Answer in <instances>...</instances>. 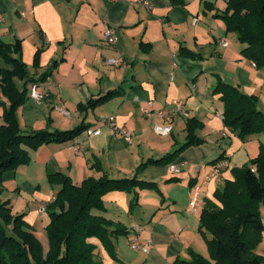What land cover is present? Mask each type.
<instances>
[{"label":"crops","instance_id":"0c3cea01","mask_svg":"<svg viewBox=\"0 0 264 264\" xmlns=\"http://www.w3.org/2000/svg\"><path fill=\"white\" fill-rule=\"evenodd\" d=\"M225 7L226 0H0V41L20 42L28 76L48 93L35 101L29 97L32 82L14 79L28 95L17 110L21 128L69 130L83 123L99 129L98 134L83 130L70 140L45 143L30 151L29 162L14 169L20 176L18 187L33 185L41 199L27 223L35 224L39 215L47 217L39 206L58 189L48 173L61 172L75 184L103 174L136 176L163 190H136L134 206L133 192L104 195L105 209L96 213L121 232L111 236L114 256L98 244L101 264H173L189 260L190 250L204 253L202 208L207 200L215 202L214 191L264 143V132L241 135L225 126L220 93L213 92L216 83L224 81L254 96L264 112V67L242 53L245 45L215 16ZM107 28L116 37L114 44L104 39ZM1 69H12L2 56ZM109 92L114 93L88 104ZM0 101L8 103L1 89ZM147 101L153 109L170 108L177 101L189 116L175 115L170 134L158 135L153 125L162 119L141 111ZM1 114L0 106V125ZM106 115H114L116 123L131 132V143L101 121ZM188 119L197 122L195 134L203 142L184 148L171 162L147 164L137 172L141 163L160 159L186 141ZM78 142L82 149L74 152L70 146ZM171 163L180 166L179 173L171 172ZM196 187L203 194L193 213L189 199ZM134 235L147 246L146 252L131 246Z\"/></svg>","mask_w":264,"mask_h":264},{"label":"trees","instance_id":"16d2710c","mask_svg":"<svg viewBox=\"0 0 264 264\" xmlns=\"http://www.w3.org/2000/svg\"><path fill=\"white\" fill-rule=\"evenodd\" d=\"M215 16L223 20L226 32H233L245 45L242 53L257 67H264V0H226L224 10ZM20 50L19 41L13 44L0 41V56L12 65V69L0 70L1 94L8 102L0 101V264H101L97 257L98 244L114 256L111 236L121 232L111 228L109 219L96 213L105 209L104 195L114 190L133 192L130 205L134 206L138 198L136 189L156 184L136 176L111 178L106 174L97 178L89 176L75 184L61 172L48 173L49 182L58 189L46 204L49 248L44 255L38 238L22 215H13L8 201L1 199L2 176L29 162L30 151L45 143L70 140L88 125L82 123L69 130L21 128L17 110L28 95L27 89L20 90L14 79H25V83L32 80ZM213 92L220 93L225 126L238 130L241 135L264 132V112L257 108L254 96L221 80ZM113 93H106L88 104L94 105ZM185 129L186 141L179 148L160 159L141 163L137 172L147 164L171 162L184 148L203 142L195 134L197 122L194 119L187 120ZM213 196L215 202L207 200L199 218V232L211 257L190 250L189 260L176 259L173 264H263L264 256L256 252V247L264 229V143L260 144L255 157L232 170V178L225 179Z\"/></svg>","mask_w":264,"mask_h":264},{"label":"built area","instance_id":"2783aa9c","mask_svg":"<svg viewBox=\"0 0 264 264\" xmlns=\"http://www.w3.org/2000/svg\"><path fill=\"white\" fill-rule=\"evenodd\" d=\"M142 2L147 8L150 7V5L146 1H142ZM195 20L196 19H194V21ZM103 35H104V39L106 40L107 43H109V44L115 43L116 37H115L112 29L107 28L104 31ZM222 45L225 46L226 42L222 41ZM109 61L115 65H117L119 63L118 60H114V59H110ZM47 95H48V93H47L46 88L39 89L37 83L30 84L29 97L31 99H33L35 101H42L47 97ZM151 105H152V101H147L146 105L141 108V111L145 116H154V117H159L160 119H162L161 123H155L153 125L154 132L158 135H161V136H167L170 134V132L172 130L171 119L175 115L180 114V115L185 116V117L189 116L188 111L183 107V105H181L177 101H174V106H172L170 108L153 109L151 107ZM58 109L60 111H62L64 114H68L67 111H65L61 108H58ZM101 121L107 123L115 132L120 133L128 143L132 142L131 132L125 128L120 127L116 123V119H115L114 115L102 116ZM85 133L87 135L98 134L99 129L88 127L87 129H85ZM82 144H83L82 142H78V143L71 145L70 148L74 152L80 151L82 149ZM169 169L173 173H179L180 172V166L176 163L169 164ZM216 171L218 172V170H216ZM202 194L203 193H201V191H199L198 188L196 187L193 195L189 199V210H190V212L194 213L197 211V207H198L199 203L201 202ZM39 213L41 215H46V205L41 204L39 206ZM130 244L136 250H139L142 252H146L148 250L147 246L139 240L137 235H134L131 238Z\"/></svg>","mask_w":264,"mask_h":264},{"label":"rangeland","instance_id":"374dc122","mask_svg":"<svg viewBox=\"0 0 264 264\" xmlns=\"http://www.w3.org/2000/svg\"><path fill=\"white\" fill-rule=\"evenodd\" d=\"M231 37H233L232 39L234 41L238 40V39L236 40V37L233 36V34L229 35V38H231ZM8 171H10L9 174H6V173H8V172H6L2 176V184L5 188L1 194V199L3 201H5V200L8 201V203L10 205V211L13 215H15V216L16 215H22V218L25 221L26 219L31 217L32 213L35 210L37 202H39L41 199H39L36 196V194H35L36 189L33 185L25 184V185L18 187L17 181L18 180L20 181V176L14 174V169L8 170ZM150 189H152L153 191H155L156 193H159V194H160L161 190H163L162 186H160V185H157L154 188L151 187ZM136 190H138V189H136ZM51 192H52V190H51ZM46 204L44 202V205H46ZM35 218H36L35 224L31 225L30 223H27V226L33 231L34 235L38 238V240L41 244L42 250H43V254L46 255L48 248H49V243H48V238H47L46 228H45V226L47 225L45 223H46V220L48 219V216L46 218H42L39 215V216H36ZM207 235L209 236L208 233H207ZM200 236H201V239H203V242L205 245V251H204V253H201V255L206 257V258H210L211 257L210 251H209L208 246L205 242V239L203 238L201 233H200ZM256 252H258L264 256V229L261 233V240L257 244ZM263 264H264V261H263Z\"/></svg>","mask_w":264,"mask_h":264}]
</instances>
